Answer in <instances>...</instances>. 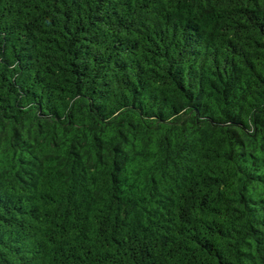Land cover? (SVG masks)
<instances>
[{
    "label": "trees",
    "instance_id": "1",
    "mask_svg": "<svg viewBox=\"0 0 264 264\" xmlns=\"http://www.w3.org/2000/svg\"><path fill=\"white\" fill-rule=\"evenodd\" d=\"M0 264H264V0H0Z\"/></svg>",
    "mask_w": 264,
    "mask_h": 264
}]
</instances>
